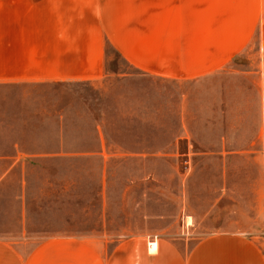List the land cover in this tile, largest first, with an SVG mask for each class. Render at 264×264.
Here are the masks:
<instances>
[{
    "label": "rangeland",
    "instance_id": "1",
    "mask_svg": "<svg viewBox=\"0 0 264 264\" xmlns=\"http://www.w3.org/2000/svg\"><path fill=\"white\" fill-rule=\"evenodd\" d=\"M263 16L258 0L243 51L203 79L138 76L107 43L108 70L133 73L125 82L114 74L97 83L12 89L44 94L28 102L49 109L45 130L64 115L68 150L76 142L95 149L98 123L113 144L106 163L99 155L71 156L33 172L28 247L97 230L114 242L157 235L190 251L213 233L235 231L264 249ZM137 150L140 159L125 157Z\"/></svg>",
    "mask_w": 264,
    "mask_h": 264
},
{
    "label": "crops",
    "instance_id": "2",
    "mask_svg": "<svg viewBox=\"0 0 264 264\" xmlns=\"http://www.w3.org/2000/svg\"><path fill=\"white\" fill-rule=\"evenodd\" d=\"M257 3L0 0V264H264L255 237L235 231L213 233L190 251L157 235L114 242L97 230L47 236L28 247L33 172L71 156L99 155L106 163L113 144L98 123L95 149L76 142L68 150L64 115L45 130L49 109L28 102L43 101L44 94L12 90L97 83L114 74L125 82L133 73L108 70L107 43L138 76L183 82L221 73L247 44ZM262 35L264 42V23ZM124 154L140 159L143 152Z\"/></svg>",
    "mask_w": 264,
    "mask_h": 264
},
{
    "label": "built area",
    "instance_id": "3",
    "mask_svg": "<svg viewBox=\"0 0 264 264\" xmlns=\"http://www.w3.org/2000/svg\"><path fill=\"white\" fill-rule=\"evenodd\" d=\"M151 244V243H150Z\"/></svg>",
    "mask_w": 264,
    "mask_h": 264
}]
</instances>
